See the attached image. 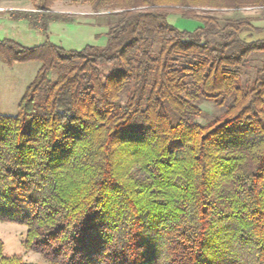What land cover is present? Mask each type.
I'll list each match as a JSON object with an SVG mask.
<instances>
[{
  "label": "trees",
  "instance_id": "trees-1",
  "mask_svg": "<svg viewBox=\"0 0 264 264\" xmlns=\"http://www.w3.org/2000/svg\"><path fill=\"white\" fill-rule=\"evenodd\" d=\"M53 0H39L49 13ZM105 44L48 40L58 14H18L45 40L0 39V61L38 63L0 115V222L45 264H264V0H88ZM170 14L195 23L184 30ZM106 70L105 72L103 70ZM219 110L206 125L201 104ZM0 264H31L3 256Z\"/></svg>",
  "mask_w": 264,
  "mask_h": 264
},
{
  "label": "rangeland",
  "instance_id": "rangeland-1",
  "mask_svg": "<svg viewBox=\"0 0 264 264\" xmlns=\"http://www.w3.org/2000/svg\"><path fill=\"white\" fill-rule=\"evenodd\" d=\"M38 5H40L39 0H0V13L6 15V22H8L6 24L10 29H13L17 27L13 23L14 19H20L23 23V18H16L21 13L35 14L37 23H40L42 16L46 12L38 10ZM49 8L50 14H58L68 19L67 22H50L48 40L51 43L61 46L66 51L81 50L86 45L103 46L105 44L103 35L113 22L108 17V14L111 13L110 11L101 10L95 13L88 0H53ZM216 16L219 19L225 17H247L251 19L255 27L261 30L258 33V37H264V10L262 9L248 8L237 13L223 10L217 13ZM26 22L29 25V22ZM168 23L184 30H193L195 27L193 21L181 20L178 14H170ZM29 27L41 30L37 26L29 25ZM66 29L71 31L66 33ZM256 36L257 34L253 33L240 35L241 39L247 42H250ZM39 38L41 41L45 40L42 34ZM263 62L264 53L254 55L250 64L249 74L241 77L240 82L245 83L249 80L254 70L260 67ZM38 68V63L15 64L12 68H9L0 61V115L16 116L18 103L24 94L25 88L33 80ZM103 71L105 72L106 70L104 69ZM201 108L205 117L197 118L195 121L198 124L206 125L212 117L219 114V110L211 102L202 103ZM25 236L26 228L24 226L0 222V241L3 243V256H14L31 264H45L40 255L28 252L22 247Z\"/></svg>",
  "mask_w": 264,
  "mask_h": 264
},
{
  "label": "crops",
  "instance_id": "crops-1",
  "mask_svg": "<svg viewBox=\"0 0 264 264\" xmlns=\"http://www.w3.org/2000/svg\"><path fill=\"white\" fill-rule=\"evenodd\" d=\"M6 18H7L6 15L0 13V39L12 40L25 47L36 46L44 41V40L41 41L39 38L41 37L42 34L40 29H31V27H29L26 21L23 20L22 23L21 22L22 20L20 19H14L13 23H15L17 27L10 29L9 26L6 24L8 23L6 22ZM66 31L65 32L68 33L71 30L66 29ZM262 39H264V37H258L257 34L256 38H252L250 41L262 40Z\"/></svg>",
  "mask_w": 264,
  "mask_h": 264
}]
</instances>
